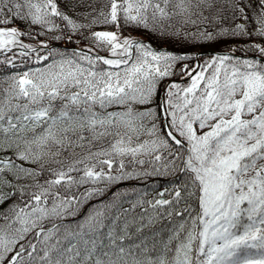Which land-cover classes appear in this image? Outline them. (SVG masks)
<instances>
[{"label":"snow or ice","instance_id":"snow-or-ice-1","mask_svg":"<svg viewBox=\"0 0 264 264\" xmlns=\"http://www.w3.org/2000/svg\"><path fill=\"white\" fill-rule=\"evenodd\" d=\"M0 65V264H264V0H0Z\"/></svg>","mask_w":264,"mask_h":264},{"label":"trees","instance_id":"trees-1","mask_svg":"<svg viewBox=\"0 0 264 264\" xmlns=\"http://www.w3.org/2000/svg\"><path fill=\"white\" fill-rule=\"evenodd\" d=\"M99 29H103V28H99ZM97 30V29H94ZM125 36H130L132 38H141L144 40H147L148 43H150L153 47L155 48H162V47H167L171 50H176V51H180V52H189L192 53L195 50H199V49H211V50H215V51H223L226 48L225 44H196L194 46H190L187 48H181L179 45H174V44H160L158 43L157 37L149 32L143 31V30H138V31H134L132 29H128L127 31L124 32ZM40 39H46V37H39L37 39H28V38H24V42L28 43V44H39V40ZM229 44H235V43H243V41H229ZM53 46H57L60 47L61 49L63 48H74L77 47V45L75 44H65L63 41H53L52 42ZM80 47H85L86 44H81L79 45ZM211 55L213 54H205V55H201V60L200 62L202 63L204 59L209 58ZM237 55H240V53H237ZM193 63L196 62L195 59H193L192 61ZM9 73L7 71H5V66L0 65V76H5L8 75ZM172 80H180L179 76H174L171 78H167L163 81V84H168L171 83ZM186 83V81H185ZM163 92V89H161V93ZM159 99V98H158ZM106 143V141H105ZM97 147H99V145H97ZM172 179L171 176L165 178V177H158V176H152L147 178L145 181H130V182H126L122 185H120V187L122 188H131L133 186L137 187V188H141V189H146L147 192L151 195H154L155 191H158L159 189L163 188V186H165L168 181H170ZM83 189H81L82 191ZM115 189L113 188V191ZM6 207V205L4 206Z\"/></svg>","mask_w":264,"mask_h":264},{"label":"rangeland","instance_id":"rangeland-1","mask_svg":"<svg viewBox=\"0 0 264 264\" xmlns=\"http://www.w3.org/2000/svg\"><path fill=\"white\" fill-rule=\"evenodd\" d=\"M99 30H104V29H99ZM101 55H105V53H103V52H101L100 53ZM4 86H6V85H4ZM153 107H155V105H153ZM109 111H112V110H117V109H115V108H110V109H108Z\"/></svg>","mask_w":264,"mask_h":264},{"label":"water","instance_id":"water-1","mask_svg":"<svg viewBox=\"0 0 264 264\" xmlns=\"http://www.w3.org/2000/svg\"><path fill=\"white\" fill-rule=\"evenodd\" d=\"M209 50H202V51H199V52H196V54H202V53H208Z\"/></svg>","mask_w":264,"mask_h":264}]
</instances>
